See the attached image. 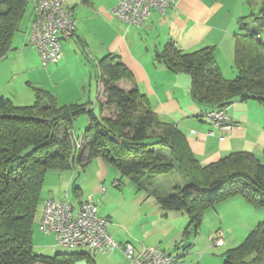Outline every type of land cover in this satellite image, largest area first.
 <instances>
[{"label": "trees", "instance_id": "obj_1", "mask_svg": "<svg viewBox=\"0 0 264 264\" xmlns=\"http://www.w3.org/2000/svg\"><path fill=\"white\" fill-rule=\"evenodd\" d=\"M28 1L0 0V58L12 48ZM248 17L264 23V0L258 13ZM248 17L239 19L234 34L237 73L232 79L225 78L215 63L213 46L187 52L167 42L156 54L157 60L170 71L187 73L191 98L209 109L249 98L264 107V41L256 28L248 27ZM97 66L102 86L98 114L87 103L60 104L37 85L31 86L34 100L27 105H16L0 94V264H76L80 260L96 264L86 251L45 255L33 246L45 173L69 168L79 158L77 150L86 160L101 158L114 166L120 177L138 188H145L146 179L176 170L186 179L184 184L174 185L166 194L155 189L147 192L161 208L187 216L185 235L197 232L206 209L230 197L238 195L254 208L264 207V164L253 154L233 151L201 164L183 132L175 124L159 120L119 59L108 54L98 59ZM122 79L131 82L132 89L120 88ZM107 108L113 111L111 115L104 113ZM83 113L89 124L77 142L72 122ZM223 255V264L263 263L264 219Z\"/></svg>", "mask_w": 264, "mask_h": 264}, {"label": "crops", "instance_id": "obj_2", "mask_svg": "<svg viewBox=\"0 0 264 264\" xmlns=\"http://www.w3.org/2000/svg\"><path fill=\"white\" fill-rule=\"evenodd\" d=\"M246 2L250 4L252 1L246 0ZM35 3L36 0L28 1V9L24 14V16L28 14L29 26L26 25V31L28 27L30 29ZM65 4L72 9L75 21V31L70 38L73 37V43L81 44L85 50L86 59L92 57L96 60V95L92 93L94 87L91 86L90 78L86 79L87 75L81 78L75 77L85 66L82 65L81 60L74 57L76 50L65 42L61 45L62 54L58 61L50 64L54 77L45 86L49 92H52L58 103L66 104V102L79 100L78 102L87 103L88 107L94 108L102 92V86L98 80L97 61L110 54L129 69L137 88L146 96L159 120L173 123L183 132L191 151L201 164L214 162L230 152L240 150L250 152L260 162H264V107L260 103L253 98L233 100L224 107V112L233 126L230 130L221 132L205 116V113L211 109L191 98L189 75L185 72L170 71L156 57L167 42H173L176 48L187 52L204 46H213L215 63L225 78L232 79L237 73L234 65V34L238 31L239 19L258 12L244 13L240 6L242 0H174L172 6L165 12L152 10L140 26H135L124 23L114 16L113 9L117 0H65ZM261 6L262 2L259 9ZM245 20L248 22V27H254L258 33L260 32V29L253 24L254 19L248 17ZM16 32L12 48L0 58V61L7 59V56L16 55L17 52L26 59L23 48L29 45L27 34L21 42L16 39ZM259 37L262 38L260 33ZM18 45H24V47L18 49ZM75 67L79 68L78 72L73 70ZM88 75L92 76L90 73ZM118 85L124 90H130L133 87V84L125 79L120 80ZM93 95L95 98L91 101ZM82 122L84 119L79 125H82ZM72 131L76 133L73 126ZM81 135H78L79 138L76 137L75 141H80ZM221 135L224 138L220 139ZM77 153L79 158L75 157L69 168L49 169L45 173L37 206L39 222L43 201L47 197L54 200L68 199L75 207L82 200L90 197L97 205L99 215L108 220L107 231L117 242L131 243L136 249L142 246L156 247L169 253L170 251H165L162 244H164V236H168L173 229L176 230L172 217L179 215V212L165 210L160 206L150 211L144 209L145 213L141 214L139 224L140 233L136 232V225H132L129 219L139 211L140 202L155 197L146 189L138 188L133 183L127 185L126 182L130 181L120 177L119 171L114 166L106 164L101 158L86 160L83 152L77 150ZM93 163H96L98 168L97 176H94L89 185L86 176L93 173L90 169ZM109 174L112 176L111 182L115 189H109L104 185L106 176ZM101 187H104L103 191ZM164 189L170 190L167 187ZM140 192L143 193V197L137 196ZM232 199L233 197L224 200L225 202H218L212 209L216 210L226 202L232 203L234 201ZM146 213L150 215H144ZM145 223L150 225L145 227ZM168 240H171V237L167 239V243ZM182 240L180 241L182 244L176 243L172 248L176 251L180 250L181 257H186L190 244L188 241L184 244ZM46 247L37 250L40 253H46L45 255H52L48 252L51 249L48 244ZM113 253L120 258L117 264H125L122 252L115 250ZM81 262L85 264V260L77 261L76 264ZM112 262L116 264L114 258Z\"/></svg>", "mask_w": 264, "mask_h": 264}, {"label": "rangeland", "instance_id": "obj_3", "mask_svg": "<svg viewBox=\"0 0 264 264\" xmlns=\"http://www.w3.org/2000/svg\"><path fill=\"white\" fill-rule=\"evenodd\" d=\"M252 2L249 4L246 0H242L241 10L244 13L258 12L259 7L261 5L262 0H251ZM240 10V11H241ZM253 24L260 29V34L262 39L264 40V23H259L257 20H253ZM28 25V14L25 15L18 24V29L15 31L16 39H19L21 42L26 37H28L29 27ZM73 37L67 40H63L61 45H64L65 42H68L67 45L72 47L73 50H76V55L74 57L78 60H81L82 65L85 66L83 69L79 71V68L75 67L73 70L78 72L75 77L81 78L84 75H87L86 79L90 78L91 86L94 87L93 92L96 95L95 86H96V76L97 75V67L96 60L92 57L86 59L85 50L81 47V44L77 42L73 43ZM72 40V41H71ZM13 45H15L13 43ZM21 45V44H20ZM18 49H22L24 45L17 46ZM26 53V59L18 52L14 56H7L8 58L4 61H0V94L3 96L10 98L16 105H27L33 102L34 95L32 90V85L39 84L41 87L47 89V86L53 79L54 75L52 72L51 63H47L49 65L44 66L42 63V59L37 52L36 48L32 45H28L24 47ZM53 64V63H52ZM95 69V70H94ZM90 73L89 76L88 74ZM87 88V83H86ZM49 91V89H47ZM52 93V92H51ZM91 96L93 98L91 101H94L95 96ZM78 102L79 100H73L70 102ZM69 103V102H66ZM81 103V101H80ZM94 104V103H93ZM97 104L94 107V112L98 114ZM106 115H111L113 111L111 108L105 109L104 112ZM86 114V113H85ZM81 114L72 122V126L75 137L79 138L82 131H84L87 123H88V115ZM84 119L82 125L80 121ZM79 135V136H78ZM264 164V162L261 161ZM93 170V173L89 176H86L89 185L92 183L94 176H97V165L93 163V166L90 168ZM112 169V168H111ZM51 170V169H50ZM114 170V169H113ZM112 176L109 174L106 176V180L104 181V185L109 189H115L112 185ZM123 180V178H122ZM124 181V180H123ZM122 181V182H123ZM99 182V181H98ZM186 182V179H183L176 170H171L167 174L155 175L149 179L144 181V187L149 191L150 189L160 191L162 194H166L164 188L172 189L174 185H181ZM131 182H126V184H130ZM123 185V184H122ZM121 188V187H119ZM144 188V189H145ZM124 192V191H123ZM151 195V194H150ZM137 196H142L143 193H138ZM153 196V195H152ZM123 197H125L123 195ZM231 198V197H230ZM234 201L232 203L226 202L220 205L216 210H213L212 207L206 209L203 213V218L201 224L196 232H190L189 236L183 234V227L186 225L188 220L187 216L184 213H180L177 216H173L174 219L173 224L176 226V230L170 232L168 236H164V244L165 251H170V253H180V250H173V246L176 243L182 244L180 242L182 239L183 243L186 244L187 241L190 244L188 251V256L181 257L180 260L182 264H223V254L224 252L239 244L246 234L256 225V223L262 219H264V207L262 208H254L251 204L245 201L241 196H233ZM238 200V201H236ZM225 202V201H224ZM140 209L138 212L133 214L129 219L132 225H136L135 231L140 233L139 224L141 223L142 213L144 209H156L159 207L155 198H151L149 200H145L139 203ZM102 206L100 205V209ZM163 209V208H162ZM174 212V213H175ZM225 212V214H224ZM142 214V215H141ZM219 214V215H218ZM146 216L150 215V213L144 214ZM150 224L145 223V227ZM40 222H39V212H37L35 217V222L33 225V246L35 251L38 252L37 249L46 247V244L49 245L50 254L58 252H71V251H86L85 247H71L59 244L52 235L44 234L40 230ZM220 231L222 234L223 244L219 246H214L212 237H215L216 232ZM188 236V239H187ZM171 237V240L167 239ZM177 241V242H176ZM47 248V247H46ZM53 251V252H52ZM40 253V252H39ZM46 254V253H42ZM96 264H113L112 258H114L116 264L120 261V258L115 253L105 254V253H96L91 255ZM118 261V262H117ZM84 262H81L83 264Z\"/></svg>", "mask_w": 264, "mask_h": 264}, {"label": "built area", "instance_id": "obj_4", "mask_svg": "<svg viewBox=\"0 0 264 264\" xmlns=\"http://www.w3.org/2000/svg\"><path fill=\"white\" fill-rule=\"evenodd\" d=\"M173 1L117 0L113 14L124 23L140 26L152 10L163 13L172 6ZM74 31L73 12L65 0H36L28 43L36 48L43 64L58 61L62 54L61 42L69 39ZM205 116L221 132L233 126L224 108L208 110ZM101 189L103 191L104 187ZM107 226L108 220L99 215L97 205L90 197L76 207L68 199L54 200L47 197L43 201L40 229L43 233L52 234L59 244L85 247L89 254L119 250L125 258V264H182L181 252L168 253L147 246L136 249L131 243L121 244L108 233ZM212 239L214 246L223 244L220 231Z\"/></svg>", "mask_w": 264, "mask_h": 264}]
</instances>
